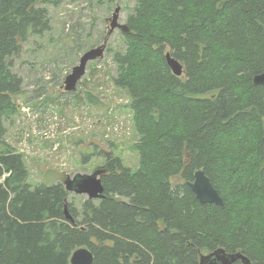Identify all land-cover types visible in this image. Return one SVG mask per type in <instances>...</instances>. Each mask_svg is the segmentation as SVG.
<instances>
[{"label":"trees","instance_id":"16d2710c","mask_svg":"<svg viewBox=\"0 0 264 264\" xmlns=\"http://www.w3.org/2000/svg\"><path fill=\"white\" fill-rule=\"evenodd\" d=\"M48 1L0 0V146L23 94L12 59L51 29ZM126 25L114 83L139 168L107 155L104 198L79 209L63 183L33 187L24 157L0 151V264H71L81 248L93 264H200L218 249L264 264V0H137ZM198 171L223 206L196 198Z\"/></svg>","mask_w":264,"mask_h":264},{"label":"rangeland","instance_id":"374dc122","mask_svg":"<svg viewBox=\"0 0 264 264\" xmlns=\"http://www.w3.org/2000/svg\"><path fill=\"white\" fill-rule=\"evenodd\" d=\"M136 5L137 0H49L43 7L51 29L30 38L12 59L23 94L18 114L5 123L6 145L0 151L24 157L33 187L66 185L77 175L102 171L109 154L132 171L139 168L140 138L130 102L114 83L118 70L112 57L125 49L123 32H111L107 23L119 7V22L126 24ZM102 45L104 57L89 63L77 91L66 92V78L81 57ZM87 199L70 193L79 209Z\"/></svg>","mask_w":264,"mask_h":264},{"label":"water","instance_id":"95a60500","mask_svg":"<svg viewBox=\"0 0 264 264\" xmlns=\"http://www.w3.org/2000/svg\"><path fill=\"white\" fill-rule=\"evenodd\" d=\"M121 8H117L111 21V32L121 30L128 33L129 28L126 24H121L120 20ZM106 45L92 49L86 52L80 59V63L76 66L72 73L68 75L65 81L64 89L68 93L77 91L79 82L85 76L89 63L100 60L104 57ZM167 63L174 75L181 77L184 73L183 65L174 59L170 53L167 54ZM254 84L257 86L264 85V73L254 77ZM102 171H96L92 175H77L73 179L66 182V190L69 193L77 195H86L90 200H101L104 198V186L102 183ZM190 188L196 195V198L202 204H213L223 206L224 202L218 191L212 185L210 179L203 171L195 174V181L190 183ZM67 219L74 222V219L66 211ZM94 256L87 248H81L74 252L71 258V264H93ZM252 264L250 259L243 253H227L224 249H218L201 258L200 264Z\"/></svg>","mask_w":264,"mask_h":264},{"label":"flooded vegetation","instance_id":"af4514ba","mask_svg":"<svg viewBox=\"0 0 264 264\" xmlns=\"http://www.w3.org/2000/svg\"><path fill=\"white\" fill-rule=\"evenodd\" d=\"M107 23H108L109 25H111V21H110V19L107 20Z\"/></svg>","mask_w":264,"mask_h":264}]
</instances>
